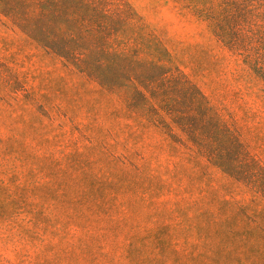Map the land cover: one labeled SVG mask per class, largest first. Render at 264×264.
I'll list each match as a JSON object with an SVG mask.
<instances>
[{"label":"rangeland","instance_id":"374dc122","mask_svg":"<svg viewBox=\"0 0 264 264\" xmlns=\"http://www.w3.org/2000/svg\"><path fill=\"white\" fill-rule=\"evenodd\" d=\"M61 5L0 11V264H264V0Z\"/></svg>","mask_w":264,"mask_h":264},{"label":"trees","instance_id":"16d2710c","mask_svg":"<svg viewBox=\"0 0 264 264\" xmlns=\"http://www.w3.org/2000/svg\"><path fill=\"white\" fill-rule=\"evenodd\" d=\"M63 0H0V11L12 21L23 24L24 26L29 25L33 22L34 26L38 27L45 37V45L48 47L53 46L49 43L50 30L48 29L49 21L56 14L59 15V11L62 7L61 3ZM237 23L233 19L228 18L224 25L220 28L219 35L222 37L223 42L227 46H231L234 51L242 57V62L253 72H255L263 81V92H264V52L258 54L247 53L242 48L241 40L234 27ZM59 52L64 53V49L59 48ZM165 53L168 57H173L172 53L167 49ZM181 75H184L181 72ZM187 85L196 89L202 94L203 98H207L203 95L200 88L185 79ZM230 133H235V129H227Z\"/></svg>","mask_w":264,"mask_h":264}]
</instances>
